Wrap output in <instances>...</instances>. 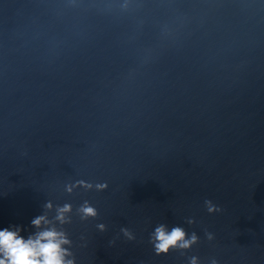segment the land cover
<instances>
[{
	"label": "water",
	"instance_id": "obj_1",
	"mask_svg": "<svg viewBox=\"0 0 264 264\" xmlns=\"http://www.w3.org/2000/svg\"><path fill=\"white\" fill-rule=\"evenodd\" d=\"M42 214L74 264H264V0H0V228Z\"/></svg>",
	"mask_w": 264,
	"mask_h": 264
},
{
	"label": "clouds",
	"instance_id": "obj_2",
	"mask_svg": "<svg viewBox=\"0 0 264 264\" xmlns=\"http://www.w3.org/2000/svg\"><path fill=\"white\" fill-rule=\"evenodd\" d=\"M45 207L51 208V204H46ZM68 210L67 205L58 209L54 219L64 223V213ZM84 211L94 214L92 208H85ZM31 224L38 230L27 237L21 235L22 227L19 225L0 228V264H74L72 259H68L71 255L69 249L64 247L71 243L70 240L65 232L55 227L47 214L34 217ZM183 237L181 228L168 232L163 225L157 227V251L167 252L170 246L176 245ZM181 246H187V241Z\"/></svg>",
	"mask_w": 264,
	"mask_h": 264
}]
</instances>
